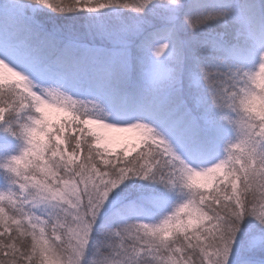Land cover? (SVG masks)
I'll list each match as a JSON object with an SVG mask.
<instances>
[{
    "label": "snow or ice",
    "instance_id": "snow-or-ice-1",
    "mask_svg": "<svg viewBox=\"0 0 264 264\" xmlns=\"http://www.w3.org/2000/svg\"><path fill=\"white\" fill-rule=\"evenodd\" d=\"M0 137V264H264V0H0Z\"/></svg>",
    "mask_w": 264,
    "mask_h": 264
},
{
    "label": "trees",
    "instance_id": "trees-1",
    "mask_svg": "<svg viewBox=\"0 0 264 264\" xmlns=\"http://www.w3.org/2000/svg\"><path fill=\"white\" fill-rule=\"evenodd\" d=\"M7 86H8V84L6 82V84H5V88L6 89H7ZM5 143H6V141L4 140V138L0 137V145H3ZM22 149H23V145L18 143L16 145L15 150H14V152L12 154L19 155L20 152L22 151ZM3 154H4L3 149H0V155H3ZM2 173H3V169H0V174H2ZM6 190H7L6 183L2 179H0V191H6Z\"/></svg>",
    "mask_w": 264,
    "mask_h": 264
},
{
    "label": "rangeland",
    "instance_id": "rangeland-1",
    "mask_svg": "<svg viewBox=\"0 0 264 264\" xmlns=\"http://www.w3.org/2000/svg\"><path fill=\"white\" fill-rule=\"evenodd\" d=\"M7 75V74H6ZM14 79V78H13ZM56 115L55 113L52 114V119L55 120L56 119ZM109 135H121V136H126L129 137L130 140L135 138V134L133 133H126V134H113V133H109ZM133 155L135 154L134 152L132 153Z\"/></svg>",
    "mask_w": 264,
    "mask_h": 264
}]
</instances>
